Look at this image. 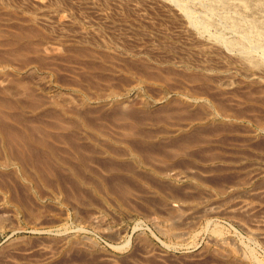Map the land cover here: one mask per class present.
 <instances>
[{
  "label": "rangeland",
  "instance_id": "374dc122",
  "mask_svg": "<svg viewBox=\"0 0 264 264\" xmlns=\"http://www.w3.org/2000/svg\"><path fill=\"white\" fill-rule=\"evenodd\" d=\"M175 7L169 0H0V132L21 139L14 146L0 134V264H264V61L246 66ZM25 68L46 75L89 127L114 142L101 140L92 152L90 134L43 104ZM22 79L33 93L23 94ZM108 92L125 93L132 111L121 115L126 104L119 109ZM126 126L144 138L126 139ZM71 145L86 154L73 156ZM2 157L14 165L3 168ZM93 175L104 191L90 189ZM118 182L126 195L110 191Z\"/></svg>",
  "mask_w": 264,
  "mask_h": 264
},
{
  "label": "bare ground",
  "instance_id": "6f19581e",
  "mask_svg": "<svg viewBox=\"0 0 264 264\" xmlns=\"http://www.w3.org/2000/svg\"><path fill=\"white\" fill-rule=\"evenodd\" d=\"M169 2H171V3H173L177 8H178V10L183 14V17L185 16V19L188 21V23L190 24V26H192V28L193 29H195L196 31H197V33H203V34H209L210 35V38L212 39V41L213 42H216V43H219V45H221L222 47H225L226 49H227V51H233L234 53L236 52H239V56H238V54L236 55V56H238V59L237 60H239V61H241L243 64H246V66H250L251 68H256V69H258V67L259 66H261L262 65V63H263V61H264V0H169ZM175 7V8H176ZM198 11V12H197ZM181 14V15H182ZM58 17V16H57ZM16 19V18H15ZM84 21V20H83ZM211 28H214L215 30H213V31H215V34L214 33H210L209 31L211 30ZM225 30H229L230 32H231V34H233V35H235L234 37H233V39H230V40H224L223 38H222V36H220V34H218V33H220V32H222V31H225ZM226 34V33H225ZM34 36H36V35H34ZM229 37V36H228ZM197 38V37H196ZM211 41V40H210ZM211 41V42H212ZM2 45V44H1ZM30 46V45H29ZM34 46V45H33ZM32 46V47H33ZM209 47V46H208ZM256 47H258L259 48V50L261 51L260 52V57L258 56V58H256V55L255 56H253V52H255V51H253V49H255ZM257 48V49H258ZM261 48V49H260ZM26 49V48H25ZM31 49V48H30ZM52 49V48H51ZM171 49V48H170ZM35 50V49H34ZM259 50H256V51H259ZM52 51V50H51ZM253 51V52H252ZM230 52V53H231ZM232 52V53H233ZM52 53H54V52H52ZM231 53V54H232ZM235 53V54H236ZM20 55V54H19ZM233 55V54H232ZM16 57L15 58H20L21 56H18L17 55V53H16V55H15ZM18 56V57H17ZM1 57V56H0ZM39 57V56H38ZM102 57V56H101ZM5 58V57H4ZM44 58V57H43ZM27 59V58H26ZM0 60H1V58H0ZM2 60H4V59H2ZM204 60V59H203ZM8 61V60H7ZM35 61V60H34ZM138 62V61H137ZM20 63V62H19ZM24 63H26V61L24 62ZM30 63H31V61H30ZM29 62H28V64H30ZM34 63V62H33ZM15 64V63H14ZM27 64V65H28ZM36 64V63H35ZM13 66V65H12ZM16 66V65H15ZM14 66V67H15ZM19 66V65H18ZM45 66V65H44ZM263 66V65H262ZM11 67V66H10ZM20 68V67H19ZM46 68V67H45ZM23 69V68H22ZM39 69V68H38ZM43 69V68H42ZM50 69H52V68H50ZM50 69H48V72H49V70ZM262 69V68H261ZM263 69H264V66H263ZM19 70H21V69H19ZM44 71H45V69H43ZM55 70V69H54ZM144 70V69H143ZM260 70V69H259ZM7 71V70H6ZM8 71H9V69H8ZM51 71V70H50ZM46 73H47V71H45ZM52 72V71H51ZM11 73L12 74H14L16 77H17V75L19 76V71H17L16 70V68H13L12 69V71H11ZM21 73V72H20ZM23 73H26V74H28V75H31L32 77H33V79L35 80H33L34 82H35V90L36 91H38L39 93H41V95H43V98H42V100H43V104H47V106H49L51 109H53V111L56 113H58V114H55V115H59L60 117H65V118H69V119H76V123L74 124V126H73V128L75 127V129H77L78 131H83V133L85 132V133H87V134H90V138H88L89 139V142L91 143V145H92V148H91V150H92V152L93 151H95L96 149L95 148H97L98 146H101L100 145V143H101V140H104V141H107V143H108V141L109 142H114V139L113 138H110L109 136H107V135H103L100 131H102L101 129V127L99 126V128L100 129H98V130H96L97 128L95 127H89L88 125L89 124H87L84 120H83V118H81L80 117V115L79 114H77V112H78V109L77 108H75V107H73V108H71L70 107V104H72V102L70 103L67 99H65V98H63V96H61L59 93H61L60 91H56V90H54V88H53V85H52V83H51V81H49V79H45V77H43V76H46V75H41L40 73H35V72H33V71H31V69L30 68H25V70H24V72ZM6 74V72H5V67H0V75H5ZM9 74V73H8ZM7 74V75H8ZM11 74V75H12ZM25 74V75H26ZM14 76V77H15ZM22 77H23V75H21ZM13 77V76H12ZM201 78V77H200ZM15 78H13V81H15L14 80ZM142 79V78H141ZM149 79V78H148ZM30 80V79H29ZM155 80V79H154ZM12 81V82H13ZM23 83L22 84H20V88H22L23 90H24V95H27L28 93H29V91H31L30 90V88H32V87H26V86H24L23 84L25 83L24 81H26V80H24L23 81V79L21 80ZM110 81V80H109ZM2 82V81H1ZM29 82V81H28ZM85 82V81H84ZM150 82V81H149ZM14 83V82H13ZM16 83V82H15ZM18 84L20 83V82H17ZM16 83V84H17ZM30 83H32V82H30ZM155 83V82H154ZM8 84V83H7ZM17 84V85H18ZM25 84H27V83H25ZM55 84V83H54ZM1 85H4L3 84V82H2V84ZM15 85V84H14ZM23 85V86H22ZM75 85V84H74ZM6 86V85H5ZM80 86V85H79ZM17 87V86H16ZM33 88V89H34ZM78 88V87H77ZM17 89V88H16ZM22 90V91H23ZM64 90V89H63ZM7 92L8 93V91L5 89L4 90V92ZM34 91V90H33ZM33 91H31L32 93H33ZM111 91V90H110ZM0 92H2V90H0ZM5 92V93H6ZM21 92V91H20ZM37 92V93H38ZM180 92V91H179ZM18 93H19V90H18ZM117 92H115L114 94H116ZM126 93H129V92H126ZM12 94H14V93H12ZM101 94H102V92H101ZM114 94H110L109 92L105 95V97H108V98H116V95H114ZM120 94V93H119ZM1 95V94H0ZM7 95H10L9 93L7 94ZM21 95V94H20ZM23 95V96H24ZM34 95V94H33ZM36 95V94H35ZM41 95H39V99L41 98L40 96ZM64 95V94H63ZM121 95V94H120ZM126 94L124 93L123 95H121V97L120 98H116V99H118V100H116V101H114L113 103V105H115V106H122V105H125V107H127V109L128 110H126V111H119L120 113H122L121 115H123V113L125 114H127V111H132V107L131 106H128V102H129V100H128V98H127V96H125ZM134 95V94H133ZM12 96H15V95H12ZM12 96H10V97H12ZM22 96V97H23ZM29 96V95H28ZM37 96V95H36ZM95 96V95H94ZM101 96V95H100ZM191 96V95H190ZM18 97H19V95H18ZM17 97V98H18ZM30 97H31V95H30ZM29 97V98H30ZM102 97V96H101ZM161 97V96H160ZM15 98H16V96H15ZM21 98V97H20ZM35 98V97H34ZM12 99H14V98H12ZM27 100H29L28 98H26ZM37 99H38V97H37ZM7 100H8V98H7ZM15 100V99H14ZM20 100V99H19ZM23 100V99H22ZM21 100V101H22ZM32 100H34V102L36 103V100L35 99H32ZM41 100V99H40ZM9 101H11V102H13L11 99L9 100ZM31 101V100H30ZM73 101V100H72ZM17 102V101H16ZM33 102V101H32ZM196 102V101H195ZM1 103H4V102H1ZM15 103V102H14ZM19 103V102H18ZM22 103V102H21ZM29 103H31V102H29ZM38 103H40V101L38 102ZM82 103V102H81ZM81 103H79V104H81ZM16 104V103H15ZM181 104V103H180ZM1 105V104H0ZM9 105V104H8ZM19 105H21L20 107L22 108L23 106H22V104H20L19 103ZM176 105V104H175ZM5 106H6V104H5ZM12 107H13V105H11ZM27 106V105H26ZM25 106V107H26ZM40 106H42V105H40ZM44 106H46V105H44ZM44 106H42V107H44ZM69 106V107H68ZM102 106V105H101ZM199 106V105H198ZM197 106V107H198ZM201 106V105H200ZM206 106V105H205ZM216 106H218L219 107V105H216ZM32 106H30V108H31ZM34 107V106H33ZM42 107H40V108H42ZM48 107V108H49ZM80 107V106H79ZM124 106L122 107V108H125ZM7 108H9V106H7ZM19 108V107H18ZM29 108V110H32V109H34V108H36V107H34V108H31L30 109ZM103 108V107H102ZM121 108V109H122ZM145 108V107H144ZM209 108V107H208ZM14 109V108H13ZM66 109H68V110H66ZM69 109H71V110H73V109H75L76 111H69ZM119 109H120V107H119ZM134 109H136V108H134ZM200 109V108H199ZM216 109V108H215ZM214 109V110H215ZM218 109H221V107L220 108H218ZM1 110L2 109H0V118H1ZM12 110V109H11ZM15 110V109H14ZM17 110V109H16ZM20 110V109H19ZM46 110H47V108H46ZM143 110V109H142ZM167 110V109H166ZM176 110V109H175ZM201 110V109H200ZM204 110V109H203ZM34 112L36 111V110H33ZM141 111V110H140ZM202 111V110H201ZM223 111H225V110H223ZM133 112H134V110H133ZM136 112V111H135ZM135 112L133 113L135 116H136V114H137V112H136V114H135ZM206 112V111H205ZM204 112V113H205ZM209 112V111H208ZM217 112V111H216ZM219 113H222V111L220 112V111H218ZM217 112V113H218ZM8 113H10V112H8ZM19 113V112H18ZM23 113H25V112H23ZM29 113V112H28ZM39 113V112H38ZM47 113V112H46ZM53 113V112H52ZM118 113V112H117ZM202 113V112H201ZM204 113H202V116H203V118L202 117H198L199 118V120L197 119V121L198 122H200L201 123V118H202V120H207V121H212V119H211V117L210 116H208V115H206V114H204ZM15 114V113H14ZM30 114V113H29ZM50 114V113H49ZM132 114V113H131ZM130 114V115H131ZM210 114V113H209ZM5 115V114H4ZM17 115V114H16ZM28 115V114H27ZM46 115V114H45ZM44 115V116H45ZM48 115V114H47ZM117 115V114H116ZM175 115V114H174ZM212 115V114H211ZM6 116V115H5ZM23 116V115H22ZM34 116V115H33ZM40 116V115H39ZM58 116V117H59ZM84 116V115H83ZM138 116V115H137ZM9 117V116H8ZM7 117V119H6V121H8L9 120V118ZM16 117V116H15ZM23 117H25V116H23ZM22 117V118H23ZM27 117V116H26ZM49 117V116H48ZM126 117H127V115H126ZM134 117V116H133ZM154 117H156L155 115H154ZM159 117H160V115H159ZM179 117V116H178ZM191 117V116H190ZM12 118V117H11ZM46 118V117H45ZM54 118H56V117H54ZM64 118V119H65ZM119 118H121V117H119ZM132 118V117H131ZM135 118V117H134ZM153 118V117H152ZM13 119V118H12ZM11 119V120H12ZM32 119V118H31ZM41 119V118H40ZM48 119V118H47ZM57 119V118H56ZM55 119V120H56ZM60 119V118H59ZM69 119H68V121H69ZM99 119V118H98ZM115 119V118H114ZM127 119H128V117H127ZM149 119V118H148ZM155 119V118H154ZM163 119V118H162ZM165 119V118H164ZM22 120V119H21ZM49 120V119H48ZM47 120V121H48ZM51 120V119H50ZM54 120V119H53ZM73 120V121H74ZM117 120V119H116ZM122 120H125L124 119V117H123V119ZM149 120H151V119H149ZM31 121V120H30ZM29 121V122H30ZM60 121V120H59ZM134 121V120H133ZM196 121V122H197ZM54 122V121H53ZM65 122V121H64ZM71 122V121H70ZM75 122V121H74ZM136 122V121H135ZM134 122V124H131L132 126L133 125H136L137 123H135ZM138 122V121H137ZM203 122V121H202ZM13 123V122H12ZM34 124H35V122H33ZM38 123H41V122H38ZM96 123V122H95ZM130 123V122H129ZM128 123V124H129ZM157 123V122H156ZM16 124V123H15ZM32 124V122L31 123H29V125H30V127L31 126H33V125H31ZM47 124V123H46ZM61 124L62 123H60V124H57V126H61ZM73 124V123H72ZM91 124V123H90ZM127 124V123H126ZM139 124V123H138ZM172 124V123H171ZM26 125H28V124H26ZM36 125H37V123H36ZM41 125H42V123H41ZM40 125V126H41ZM43 125H45V124H43ZM64 125H66L65 123H64ZM97 125H98V122H97ZM15 126V125H14ZM39 126V127H40ZM47 126V125H46ZM67 126V125H66ZM1 127V126H0ZM29 127V126H28ZM28 127H27V130H28ZM35 127V126H34ZM33 127V128H34ZM44 127V126H43ZM70 127V126H69ZM126 127H128V126H126ZM12 128V127H11ZM24 128H25V126H24ZM32 128V127H31ZM37 128V127H36ZM42 128V127H41ZM51 128V127H50ZM61 128H66V127H63V126H61V127H57V129H60L61 130ZM93 128V129H92ZM133 127H128L127 129H126V139H128V137H132V136H134V134H136V136H134V137H138L139 135H138V133H133L132 131H134L133 129H132ZM6 129V128H5ZM43 130H44V128H42ZM52 129V128H51ZM55 129V128H54ZM91 129V131L92 132H90L89 130ZM10 130V129H9ZM25 130V129H24ZM31 130H33V129H31ZM67 130V129H66ZM100 130V131H99ZM124 130V129H123ZM168 130V129H167ZM2 131V130H1ZM4 131H6V130H4ZM36 131V132H35ZM33 130V131H30L31 133H30V135H34V134H38V132L40 131V130ZM136 131V130H135ZM179 131V130H178ZM15 132V131H14ZM44 132V131H43ZM3 133V132H2ZM1 132H0V134H2ZM40 133V132H39ZM84 133V134H85ZM122 133H124V135H125V132H122ZM22 135H23V133H21ZM44 134V133H43ZM50 134V133H49ZM48 134V135H49ZM65 134H66V132H65ZM68 134V133H67ZM71 134H73V133H71ZM76 134H78V133H76ZM153 134V133H152ZM28 135H29V133H28ZM39 135V134H38ZM37 135V136H38ZM40 135H42V134H40ZM40 135H39V137H40ZM79 135V134H78ZM78 135H76L77 137H78ZM123 135V136H124ZM217 135V134H216ZM26 136V135H25ZM64 136V135H63ZM66 136V135H65ZM109 137L110 138V140L107 138V137ZM153 136V135H152ZM3 137L8 141V142H11V143H13V145L14 144H16V143H20V141H21V139H20V137L18 138V136H17V134L15 135V134H13L12 132L10 133V131L9 132H5V133H3ZM22 137V136H21ZM34 137H36V136H34ZM61 137V136H60ZM69 137H70V135H69ZM73 137V136H72ZM139 137H142L141 135L139 136ZM27 138V137H26ZM25 138V139H26ZM30 138V137H29ZM47 138H49V136L47 137ZM58 138V137H57ZM56 138V139H57ZM79 138V137H78ZM142 138H144V137H142ZM152 138V137H151ZM3 139V138H2ZM31 139H33L32 137H31ZM118 139V138H117ZM116 139V140H117ZM120 139V138H119ZM125 139V140H126ZM130 139V138H129ZM37 140V139H36ZM60 140V139H59ZM69 140V139H68ZM70 140L72 141V139L70 138ZM69 140V141H70ZM86 140V139H85ZM124 140V139H123ZM45 141H46V138L45 137H40V139H39V142L38 141H36L37 142V144L39 145V147H45ZM62 141H65V139H63ZM70 141V142H71ZM78 141H81V140H78ZM127 141V140H126ZM166 141V140H165ZM187 141V140H186ZM25 142V141H24ZM26 142H29V141H26ZM35 142V141H34ZM66 142V141H65ZM65 142H63V143H65ZM74 142V141H73ZM103 142V141H102ZM192 142H193V140H192ZM5 143V142H4ZM7 143V142H6ZM5 143V144H6ZM22 143H23V141H22ZM50 143V142H49ZM56 143V142H55ZM62 143V144H63ZM78 143V142H77ZM88 143V142H87ZM106 143V142H105ZM117 143H118V141H117ZM121 143V142H120ZM188 143V142H187ZM186 143V144H187ZM190 143V142H189ZM188 143V144H189ZM28 144V143H27ZM35 144V143H34ZM36 144V145H37ZM66 144V143H65ZM184 144H185V142H184ZM183 143L181 144V146L182 145H184ZM185 144V146H187ZM4 145V144H3ZM9 145V144H8ZM24 145V144H23ZM26 145V144H25ZM24 145V146H25ZM51 145H54V144H52V142H51ZM70 145V144H69ZM126 145V144H125ZM15 146V145H14ZM17 146V145H16ZM29 146V145H28ZM31 146V145H30ZM49 146V145H48ZM63 146V145H62ZM66 146H67V144H66ZM190 146V145H189ZM188 146V147H189ZM4 147V146H3ZM18 147V146H17ZM35 147V146H34ZM6 148H8V147H6ZM49 148V147H48ZM99 148V147H98ZM105 148V147H104ZM179 148V147H178ZM186 148V147H185ZM185 148H181V149H185ZM17 149V148H16ZM44 149V148H43ZM71 151V154H72V152H73V156L75 155V156H77L78 157V154H83L84 153V155L86 154V152L85 151H82V150H80L79 148H77V147H75V146H73V145H71V147L69 148ZM0 150H1V148H0ZM8 150V149H7ZM13 150V149H12ZM25 150V149H24ZM31 150V149H30ZM36 150V149H35ZM42 150V149H41ZM49 150V149H48ZM108 150V149H107ZM9 151H10V149H9ZM26 151V150H25ZM121 151V150H120ZM133 151V150H132ZM185 151V150H184ZM189 151V150H188ZM16 152V151H15ZM14 152V153H15ZM18 152V151H17ZM43 152H45V151H43ZM69 152V153H70ZM108 152V151H107ZM180 152H181V150H180ZM5 154L7 153V152H4ZM23 153V152H22ZM27 153V152H26ZM40 153V152H39ZM42 153V152H41ZM55 153V152H54ZM109 154H110V152H108ZM13 154V153H12ZM92 154V153H91ZM55 156H56V154H54ZM90 155V154H89ZM115 155V154H114ZM117 155V154H116ZM124 155V154H123ZM49 156V155H48ZM82 156V155H81ZM21 157V156H20ZM27 157V156H26ZM25 157V158H26ZM47 157V156H46ZM146 157V156H145ZM205 157V156H204ZM208 157V156H207ZM16 158V157H15ZM109 158V157H108ZM118 158H119V156H118ZM120 158H122V157H120ZM2 159H3V157H2ZM12 159V158H11ZM11 159H9V158H5V159H3V161L2 162H4L6 165H4L3 166V168H7V167H10V166H12V165H14V163L12 164L11 162L12 161H10ZM47 159H49V158H47ZM57 159V161H55V160H52V158L50 157V159L49 160H51V161H55V163H56V165H57V167L58 166H61V167H64L63 169H65V170H67L71 175L72 174H74L73 173V170H72V167H71V165L69 164V163H67V162H65L64 160H61V159H59L58 157L56 158ZM77 159V158H76ZM79 159H83V156L82 157H80ZM113 159V158H112ZM1 160V159H0ZM13 160V159H12ZM15 160V159H14ZM13 160V161H14ZM18 160V159H17ZM67 160V159H66ZM25 161V160H24ZM81 161V160H80ZM83 161V160H82ZM113 161V160H112ZM19 162L20 161H18V164H19ZM29 162H30V160H29ZM28 162V163H29ZM43 162H45V161H43ZM42 162V163H43ZM84 162V161H83ZM85 162H88V161H85ZM127 162V161H126ZM111 163V162H110ZM88 164V163H87ZM113 164V163H112ZM0 165H1V163H0ZM85 165H86V163H85ZM84 165V166H85ZM36 166V165H35ZM117 166L118 165H111L110 167H109V170L110 171H115V170H117ZM27 167H28V165H27ZM41 167V166H40ZM146 167V166H145ZM43 168H45V167H43ZM82 167L81 166H79V170L81 169ZM14 169H16V167H14ZM20 169H22V168H20ZM27 169V168H26ZM23 170V169H22ZM41 170H43V169H41ZM34 171V170H33ZM39 171V170H38ZM108 171V170H107ZM128 171V170H127ZM9 172H10V170H9ZM37 172V171H36ZM46 172H47V170H46ZM109 172V171H108ZM7 173V172H6ZM10 174H12V176H13V173H10ZM17 174V173H16ZM3 175V174H2ZM23 175V174H22ZM75 176V175H74ZM78 176V175H77ZM95 178H97L96 180H97V182H96V184L95 185H93L92 186V184H91V188L90 189H92L93 191H95V192H97L98 190H99V188H101V189H103L102 187H104V189H103V191L105 190V185L98 179L99 177L97 176V175H93ZM174 176V175H173ZM16 177H17V175H16ZM41 178V177H40ZM78 178V177H77ZM76 178V179H77ZM12 179V178H11ZM17 179V178H16ZM44 179V178H43ZM47 179V178H46ZM80 179V178H79ZM7 180V179H6ZM11 181V180H10ZM43 181V180H42ZM77 181H79V180H77ZM29 182H31V181H29ZM44 182H46V181H43V183ZM101 182V183H100ZM2 183V182H1ZM8 183V182H7ZM10 183V182H9ZM36 183V182H35ZM38 183V182H37ZM84 183H86L85 181H84ZM97 183H99V184H97ZM12 184H14V181H13V183ZM46 184V183H45ZM70 183H68V185H69ZM90 184V183H89ZM88 184V185H89ZM114 186L110 189V191H112V190H115V192L116 193H120L121 195H126L127 194V191L124 189V186H123V188L122 187H120L119 185H120V183L118 182V183H116V184H113ZM130 185V184H129ZM0 186H2V185H0ZM47 187V186H46ZM53 187H55V185L53 186ZM5 188V187H4ZM3 188V189H4ZM8 188V187H7ZM125 188H127V187H125ZM0 189H2V188H0ZM100 191V190H99ZM75 192V191H74ZM81 192H82V190H81ZM71 193V192H70ZM102 193V192H101ZM113 193V192H112ZM115 193V194H116ZM118 193V194H119ZM75 194V193H74ZM114 194V195H115ZM163 194V193H162ZM120 195V196H121ZM80 196V195H79ZM128 196V195H127ZM77 197V196H76ZM75 197V198H76ZM121 198V197H120ZM72 199V198H71ZM119 199V198H118ZM171 206V205H170ZM173 206V205H172ZM174 211V210H173ZM158 213V212H157ZM175 213V212H174ZM173 213V214H174ZM177 213V212H176ZM10 214V213H9ZM96 214V213H95ZM5 220V219H4ZM96 222V221H95ZM100 223V222H99ZM94 226V225H93ZM92 226V227H93ZM1 227V226H0ZM194 227V226H193ZM174 228V227H173ZM81 230V229H80ZM247 230V229H246ZM99 231V230H98ZM161 231V230H160ZM19 232V231H18ZM100 232H101V230H100ZM108 233V232H107ZM106 233V234H107ZM168 233V232H167ZM216 233V232H215ZM110 234V233H109ZM169 234V233H168ZM167 234V235H168ZM174 236V235H173ZM76 242V241H75ZM11 244V243H10ZM12 245V244H11ZM14 245V244H13ZM25 247V246H24ZM227 255V254H226Z\"/></svg>",
  "mask_w": 264,
  "mask_h": 264
}]
</instances>
